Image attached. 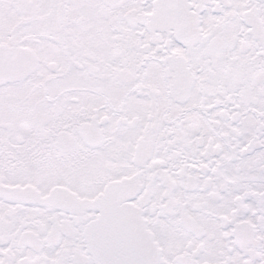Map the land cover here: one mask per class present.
I'll return each mask as SVG.
<instances>
[{
	"label": "snow or ice",
	"instance_id": "6c2138e0",
	"mask_svg": "<svg viewBox=\"0 0 264 264\" xmlns=\"http://www.w3.org/2000/svg\"><path fill=\"white\" fill-rule=\"evenodd\" d=\"M0 264H264V0H0Z\"/></svg>",
	"mask_w": 264,
	"mask_h": 264
}]
</instances>
